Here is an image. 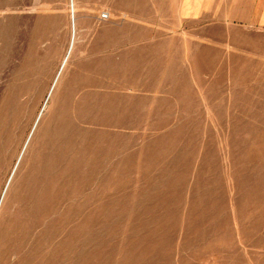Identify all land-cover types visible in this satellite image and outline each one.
I'll return each instance as SVG.
<instances>
[{"label":"rangeland","instance_id":"1","mask_svg":"<svg viewBox=\"0 0 264 264\" xmlns=\"http://www.w3.org/2000/svg\"><path fill=\"white\" fill-rule=\"evenodd\" d=\"M0 264H264V0H0Z\"/></svg>","mask_w":264,"mask_h":264},{"label":"built area","instance_id":"2","mask_svg":"<svg viewBox=\"0 0 264 264\" xmlns=\"http://www.w3.org/2000/svg\"><path fill=\"white\" fill-rule=\"evenodd\" d=\"M109 14L110 13L108 11H103V12L100 13V18L101 19H106V18L109 17Z\"/></svg>","mask_w":264,"mask_h":264}]
</instances>
